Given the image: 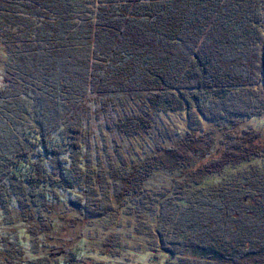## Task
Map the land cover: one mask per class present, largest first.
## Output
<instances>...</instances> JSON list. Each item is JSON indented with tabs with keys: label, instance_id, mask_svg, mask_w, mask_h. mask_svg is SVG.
Returning <instances> with one entry per match:
<instances>
[{
	"label": "trees",
	"instance_id": "trees-1",
	"mask_svg": "<svg viewBox=\"0 0 264 264\" xmlns=\"http://www.w3.org/2000/svg\"><path fill=\"white\" fill-rule=\"evenodd\" d=\"M0 43V264H264V0H0Z\"/></svg>",
	"mask_w": 264,
	"mask_h": 264
},
{
	"label": "rangeland",
	"instance_id": "rangeland-1",
	"mask_svg": "<svg viewBox=\"0 0 264 264\" xmlns=\"http://www.w3.org/2000/svg\"><path fill=\"white\" fill-rule=\"evenodd\" d=\"M4 55H5V51H4L2 44L0 43V85L2 84ZM167 115L170 116L169 119L167 118ZM153 116H154L153 120H155L156 122L149 130L145 131V133H142V134L136 133L134 135L126 137L123 140L122 139L120 140L118 136L114 137L111 134L107 135L110 137L111 141L107 137L108 143L110 144H108L105 149L108 150L107 154L109 153L111 154L113 161L121 157L118 153L120 151L125 150L126 158L129 159L131 155L135 152L137 153V155H141L144 151H149V149H152V147L157 148L159 144L165 145L166 141L172 140L175 136L178 135L176 133V129L179 128L180 125L179 126L176 125V120L174 119V116H176V114L162 115L160 113H155ZM248 121L255 128L257 127L263 128V133H264V125H263L264 124V113L261 115L253 116L251 120H247V122ZM262 140H264V137ZM107 154L106 152L105 153L102 152V159L104 161H106L105 155ZM241 166L240 167L238 166L236 168H231L230 166H227L225 168L224 174L226 176L235 175L236 172L239 170V168H241ZM170 174L171 173H169L168 171H165L162 168H160L159 170L155 171L152 174V176H150V180L146 182V185L153 187V188H156L162 185L163 186L169 185L170 184ZM214 177L215 176H212V175L206 177V179L204 180L205 188H209L210 185L214 183V180L218 177V175H216L215 178ZM189 191L192 192V189ZM164 209L167 210L166 208ZM102 218L104 217H99V219L97 218L95 220L96 223L94 224V227H93L94 230H96L97 228L99 229L101 222H104L105 219H102ZM97 239L98 237L97 238L91 237V234H87L85 241L88 240L87 243H89L90 246L91 245L95 246L96 242L92 243V241H97ZM102 239L99 241L98 245H103ZM83 244H85V242ZM130 245L132 246L131 248H134L133 252H129V253L120 252L119 255H116L115 257H109V258L106 256H99V258L102 260V264H111V263L112 264H161L160 259L158 260V259L152 258L151 252L147 250L148 244L146 243V239H144V237L135 236L134 239L130 240ZM82 249H84V245ZM83 256L84 257L82 258H85V262H87L86 264H88L90 260L86 257L85 253H83Z\"/></svg>",
	"mask_w": 264,
	"mask_h": 264
}]
</instances>
